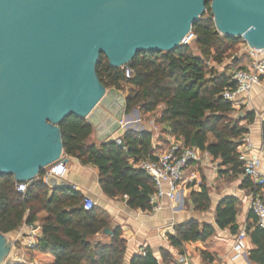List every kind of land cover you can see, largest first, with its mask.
<instances>
[{
    "label": "trees",
    "instance_id": "1",
    "mask_svg": "<svg viewBox=\"0 0 264 264\" xmlns=\"http://www.w3.org/2000/svg\"><path fill=\"white\" fill-rule=\"evenodd\" d=\"M192 31L191 44L169 52H141L125 67H111L102 55L97 75L107 89L125 92L126 114L138 110L143 117L153 116L162 134L174 137L185 148L208 153L219 162V175L242 177L243 186L256 191L259 187L243 177L244 163L239 153L241 141L256 116L242 111L245 117L237 118L241 111L222 96L226 89H236L233 74L208 68L210 63L221 66L226 61L236 66L241 46L246 43L242 38L226 37L217 31L210 2ZM246 55L247 52L243 53V57ZM262 130L264 137V122ZM61 131L64 155L96 168L107 197L126 198L132 210H154L155 183L138 167L153 156L150 132L126 130L121 144L114 139L95 144L90 142L94 128L76 115L65 119ZM47 172L43 170L29 182L25 193L17 191L12 175L0 176V232L8 235L25 223L34 225L38 215L46 212L43 238L28 249L30 255L37 256V264H126L127 242L121 229L108 235L110 242L98 243L96 235L110 228L104 211L99 207L85 210V197L75 190H53L46 182ZM190 199L199 212L212 205L210 190L205 185L200 192H192ZM239 206L238 198H223L216 210L217 227L237 234ZM246 231L255 246L249 253L251 262L264 264V229L255 220ZM215 232L211 224L189 220L176 226L173 233L168 232V238L172 247L182 250L186 243L208 241ZM144 252L145 255L135 256L131 264H159L151 251ZM202 255L211 258L206 252ZM162 258L165 263L172 257L162 252Z\"/></svg>",
    "mask_w": 264,
    "mask_h": 264
},
{
    "label": "water",
    "instance_id": "2",
    "mask_svg": "<svg viewBox=\"0 0 264 264\" xmlns=\"http://www.w3.org/2000/svg\"><path fill=\"white\" fill-rule=\"evenodd\" d=\"M208 2L221 35L264 48V0H0V176L18 185L68 164L61 124L71 115L86 119L100 143L113 140L126 98L100 81L101 56L121 68L141 52L179 48ZM46 182L72 187L51 174ZM11 250L0 232V264Z\"/></svg>",
    "mask_w": 264,
    "mask_h": 264
},
{
    "label": "crops",
    "instance_id": "3",
    "mask_svg": "<svg viewBox=\"0 0 264 264\" xmlns=\"http://www.w3.org/2000/svg\"><path fill=\"white\" fill-rule=\"evenodd\" d=\"M247 49V44L241 46L240 62L236 66H232L226 61L224 65L213 64L212 67L218 69L219 72L227 71L230 75L240 69H249L252 60L249 55L243 57V53L246 54ZM234 105L238 112L254 113L256 116L255 121L248 127V134L241 141L239 153H257L264 146L262 130L264 82L254 86L249 93L237 95ZM133 113L136 115L137 123L130 122L132 120L126 115L125 128L115 133L111 139L117 141L126 130L150 132L152 134L153 155L155 156L167 150L170 144L175 141L174 137L159 132L160 127L155 123L153 116L143 117L138 110L133 111ZM143 121L146 122V126ZM90 142L100 143L95 131ZM68 158V173L63 178L64 181L72 186V190L96 202V207L101 208L106 214L112 232L116 228L121 229L122 238L127 242L126 264H131L133 258L141 255L144 251H151L159 264H255L249 258L250 251L255 248L249 236L246 241L247 249L237 258H233L235 255L233 247L239 233L244 229L247 230L248 226L255 224L256 218L247 207V199L253 193L260 192L261 188L251 191L243 186L242 177L234 178L219 175V162H215L210 155L203 162L191 164L187 168L184 183L181 185L179 198L176 202L163 198L158 203L160 207H154L151 212L130 209L126 204V198L107 197L99 183L97 169L89 165H82L76 159ZM187 173L188 176H186ZM203 185L210 190L212 205L209 210L199 212L193 205L190 194L200 192ZM225 197H235L240 202L237 217L239 232L237 234H233L230 229L218 228L215 222L217 206ZM262 197L264 199V188H262ZM47 217V213L42 212L34 223L38 242L43 238V224ZM189 220H196L200 224H211L215 227L216 232L206 242L186 243L182 250L175 249L169 241L168 232L173 233L176 226ZM31 233L30 226L25 223L19 230L6 235L12 245V250L5 264L17 262L37 264V256L34 253L30 255V251L26 247ZM96 239L98 243L110 242V238L105 233H99L96 235ZM162 252L170 254L172 257L170 262L164 263ZM202 252H206L211 258H204ZM181 257H183V261Z\"/></svg>",
    "mask_w": 264,
    "mask_h": 264
},
{
    "label": "built area",
    "instance_id": "4",
    "mask_svg": "<svg viewBox=\"0 0 264 264\" xmlns=\"http://www.w3.org/2000/svg\"><path fill=\"white\" fill-rule=\"evenodd\" d=\"M194 40V34L185 38L182 45H189ZM247 53L252 60V65L247 70H237L233 73L232 80L236 83V89H226L222 96L224 99L233 102L235 97L242 93H249L254 86L261 85L264 82V48L247 49ZM129 75V72H128ZM125 122L122 121V128H125ZM118 144L121 140L118 139ZM208 153L200 152L196 148H185L181 143L174 141L170 146L159 155H153L152 158L139 163L138 167L150 176L156 187V192L152 197V203L155 207L163 198H167L171 202H176L179 198L181 185L184 183V176L187 168L194 163H201L208 157ZM241 160L243 161V176L250 180L259 188L260 192L253 193L247 199V207L253 213L257 220V225L264 229V199L262 197V188H264V146L257 153L241 152ZM68 173L67 164L63 161L56 163L48 170L49 174L64 178ZM29 183H21L17 185L19 193H25ZM83 207L89 211L96 207V202L85 197ZM32 231L29 241L26 244L27 249H32L38 244L35 234L34 225H30ZM248 234L246 229L242 230L233 247L235 255L233 258L239 257L242 252L247 249L246 241ZM142 254L145 255V252ZM182 261L184 260L183 257ZM31 264L30 262H23ZM34 264V263H33Z\"/></svg>",
    "mask_w": 264,
    "mask_h": 264
},
{
    "label": "rangeland",
    "instance_id": "5",
    "mask_svg": "<svg viewBox=\"0 0 264 264\" xmlns=\"http://www.w3.org/2000/svg\"><path fill=\"white\" fill-rule=\"evenodd\" d=\"M213 66V64L212 63H210L209 64V66H208V68L210 69V68H213L212 67ZM121 93H123L124 95H125V92H121ZM127 116H128V118H130L132 121H130V122H133V123H137V119H136V115H135V113H131V114H126ZM144 123V125L146 126V122L145 121H143ZM159 132L161 133V128L159 129ZM189 174L187 173L186 174V176H188Z\"/></svg>",
    "mask_w": 264,
    "mask_h": 264
}]
</instances>
